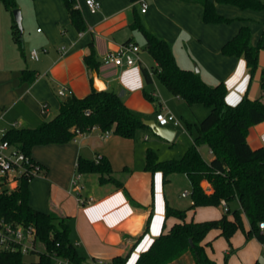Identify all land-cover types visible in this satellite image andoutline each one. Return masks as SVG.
Masks as SVG:
<instances>
[{
    "label": "crops",
    "instance_id": "crops-1",
    "mask_svg": "<svg viewBox=\"0 0 264 264\" xmlns=\"http://www.w3.org/2000/svg\"><path fill=\"white\" fill-rule=\"evenodd\" d=\"M15 1L23 24L22 52L12 38L11 16L0 1V129L17 125L35 127L53 118L63 98L58 95V89L64 86L71 94L83 97L95 89L94 73L95 79L103 83L101 90L116 92L128 108L144 115L143 119L154 120L155 112L186 104L182 98L169 95L163 84L159 87L154 74L150 76L152 84H145L142 69H151L156 62L147 51L141 50L137 40L138 34H142L130 26L134 20L169 43L180 67L191 70L196 67L201 79L209 85L224 82L226 103L234 105L244 95L264 102V90L260 88L264 48L259 49L257 69L252 76L243 57L221 53V46L242 26L249 27L253 45L264 46V8H240L215 2V11L230 20L206 23L202 21V5L194 1L144 0L147 7L141 12V0H97L100 8L92 13L85 0H74L85 23V30L78 31L69 18L64 0ZM259 1L264 3V0ZM125 42L139 46V60L131 66L105 63L106 54ZM91 45L100 62L98 69L93 70H89L83 60ZM32 49L38 50L37 59L30 57ZM23 69L35 71L32 82L19 79ZM144 89L149 90L154 100L145 98ZM193 106L187 105L190 109ZM176 127L171 123L167 125L171 129V141L158 137L149 127L139 129L133 138L93 127L69 142L33 146L31 157L42 165V171L29 181V205L39 211H55L68 217L69 239L86 264L103 263L127 253L126 264H134L139 253L146 250L160 232L178 222L173 217L165 218V205L176 207L177 200L168 198L160 172L145 170V155L150 147L143 143L148 141L149 133L161 142L170 143L177 134ZM246 139L253 149L264 146V121L250 126ZM207 153L208 157L201 155L209 161L212 154L208 147ZM78 156L107 158L113 177L123 184L136 205L129 202L122 188L116 189L112 183L99 184L96 174H81L77 195L70 183L76 175ZM177 174H182L187 182L188 177L178 172L172 173L169 180L170 177L177 180ZM183 193L186 195L182 196ZM188 195V190L181 192L183 198ZM89 198H92L90 203H81ZM224 212L221 205L199 206L188 210L185 220L217 219ZM150 213L147 231L143 232ZM241 216L248 229L247 219L244 214ZM201 243L209 244L205 251L216 264H224L226 253V264H254L260 255L264 256V245L255 238L246 240L240 230L235 231L229 243L219 235V230H211ZM44 249L42 245V251Z\"/></svg>",
    "mask_w": 264,
    "mask_h": 264
},
{
    "label": "trees",
    "instance_id": "trees-1",
    "mask_svg": "<svg viewBox=\"0 0 264 264\" xmlns=\"http://www.w3.org/2000/svg\"><path fill=\"white\" fill-rule=\"evenodd\" d=\"M0 1L11 14L17 8L15 0ZM186 1L202 5V21L206 23L230 20L215 11V2L234 4L240 8H264V3L259 0ZM64 5L73 26L78 31L85 30L83 17L75 7V1L64 0ZM11 21L12 38L22 52L20 31L14 15L11 16ZM130 26L140 31L145 41L144 49L156 62L151 68L155 78L173 95L182 98L188 106L200 103L209 108L208 113L197 121V135L182 156L163 160L154 150L149 148L146 151L145 170L150 173L160 172L164 183L172 173H184L188 177L191 203L186 208L165 205V218L173 217L178 222L172 224L168 230L160 232L149 247L139 253L134 264H171L188 251L195 264H216L205 251V246L209 244L201 243L211 230H219V235L228 243L235 231L240 230L246 240L255 238L264 245V230L259 229V222L264 221V146L253 149L246 139L248 128L264 121V102L244 95L234 105L226 103L227 90L224 82L207 84L198 72L177 64L165 39L147 30L138 20H134ZM260 48L264 46L252 44L249 27L242 26L221 46V53L243 57L247 71L252 76L257 69ZM83 60L89 70L98 69L100 62L92 45ZM142 73L145 84H152L146 68L142 69ZM19 79L30 83L35 79V71L23 69ZM260 88L264 90V74L260 78ZM143 94L148 100H154L149 90L144 89ZM143 117L141 113L128 108L116 92L93 89L83 97L67 94L61 99L53 118L35 127L8 128L2 139L31 155V149L35 145L69 142L76 138L77 132L84 133L93 127L124 138H133L139 129L146 128L142 122ZM201 145L207 146L211 151L212 158L209 161L201 155ZM112 172L105 157L77 158L76 173L96 174L99 184L112 183L116 189L122 188L129 202L136 205L127 189L113 177ZM31 179L22 178L11 191H0V217L15 224L34 226L36 239L45 250L22 254L20 251L0 249V264H54L53 254L67 259L71 264H86L85 258L69 239L71 227L68 217L55 211H39L29 205L28 185ZM202 181L211 185V191L202 188ZM221 200L227 206L237 201L241 213L234 209L231 212L232 218L229 219L230 208H227L217 219L185 220L188 210L199 206L217 207ZM241 214L248 221V229L244 227ZM150 218L151 213L143 232L147 231ZM34 254L36 259L30 257ZM128 256L129 253L115 255L101 264H126ZM227 257L228 253L224 254V264ZM254 264H264V261L256 260Z\"/></svg>",
    "mask_w": 264,
    "mask_h": 264
},
{
    "label": "built area",
    "instance_id": "built-area-1",
    "mask_svg": "<svg viewBox=\"0 0 264 264\" xmlns=\"http://www.w3.org/2000/svg\"><path fill=\"white\" fill-rule=\"evenodd\" d=\"M85 3L90 12L95 13L100 8V3L97 0H85ZM75 7L77 5L75 4ZM147 4L144 0H141V12L146 11ZM139 46L132 42H125L121 44L118 49L109 51L105 58V63H110L114 66H131L135 64L139 57L137 55ZM30 57L32 59L38 58V50L32 49L30 51ZM150 76H153L152 69H147ZM58 95L65 97L67 94H71L64 86L60 87L57 91ZM45 108V105L42 107ZM154 120L160 126H167L169 123L174 126H181L179 119L170 111H157L154 115ZM6 129H0V191L6 192L16 188L19 181L22 178H33L40 174L42 171V165L35 161L31 155H27L19 149L10 145L2 137ZM106 132L105 134H107ZM77 134H80L77 132ZM81 175L76 173L72 178L70 186L77 193L81 188L79 185V179ZM183 193L182 196H185ZM92 198L87 200H81V203H90ZM221 207L224 211L227 210V205L224 200L220 201ZM259 229L264 230V221L259 222ZM40 242L36 239V231L34 226L25 225L22 223H13L4 220L0 217V249L9 251H20L22 254H28L31 251L40 250ZM45 250V249H44ZM43 250V251H44ZM54 264H71L67 259H63L56 254L52 255ZM101 261H94L92 264H101Z\"/></svg>",
    "mask_w": 264,
    "mask_h": 264
},
{
    "label": "rangeland",
    "instance_id": "rangeland-1",
    "mask_svg": "<svg viewBox=\"0 0 264 264\" xmlns=\"http://www.w3.org/2000/svg\"><path fill=\"white\" fill-rule=\"evenodd\" d=\"M17 9L20 10V8L18 6H17ZM9 15L10 16L13 15V10H12V14L9 12ZM21 27H23L22 23H21ZM22 31L23 30H21V32ZM138 37H139V39L137 41L140 44L141 50L144 52V51H146L144 49V45H145L144 39L139 34H138ZM195 69H196V67H194L193 70L195 71ZM157 83H158L157 85L159 87H160V85H162V84H160L159 81H157ZM98 88L101 89V87H98ZM167 93H169V95H172V93L168 89H167ZM169 111L171 113H173L179 119L181 126H183V128L185 130H183V128L181 126L176 127L177 134L175 136V139L170 143L161 142V141L157 140L156 138H154L153 134H151V133H149L148 141H143V143H145L146 146H148L152 150H154L156 152V154L158 155V157L160 159H163V160L170 159V158H179L180 156L183 155V153L185 152L187 147L193 143V140H194L195 136L197 135V128H196L197 121L201 120L208 113L209 108L204 106L203 104L196 103V104H194V106L191 109L188 108L186 104H184L181 106H175L174 108L169 109ZM200 151H201L203 156L208 157L207 156L208 155L207 146H205V145L201 146ZM94 176L96 178V175H94ZM175 177H178V179L176 180V179L170 177V180L168 182H165L166 193L168 194V198H173V199L177 200L178 205L176 207L184 208V207L189 205L190 200H191V198H190V184H189L188 180L186 182V180L182 174H177V176H175ZM173 180H175V181H173ZM95 184L97 185V182ZM185 186L187 187V189L183 188ZM210 186L211 185L207 181H205L204 184L202 185V188L207 190V191H210L209 190ZM183 189L189 191V195L185 198L181 197V192L184 191ZM229 208H230L229 214H231V212L234 209H238L241 213L240 206H239L237 201L231 202L229 204ZM39 246L41 247V248L39 247L40 250H42V243H40ZM30 257L32 259H36L37 256L34 254V255H31ZM258 260L260 262L264 261V256L260 255L258 257ZM193 263H194L193 256L189 251L185 252V254L179 260H177L175 262V264H193Z\"/></svg>",
    "mask_w": 264,
    "mask_h": 264
},
{
    "label": "water",
    "instance_id": "water-1",
    "mask_svg": "<svg viewBox=\"0 0 264 264\" xmlns=\"http://www.w3.org/2000/svg\"><path fill=\"white\" fill-rule=\"evenodd\" d=\"M13 15H14V20H15V22H16V25H17V27H18V29H19V31H20V35H21V30H22V27H21V13H20V10L19 9H14L13 10ZM195 71L197 72L198 70H197V68L195 69ZM95 73L93 74V80H94V82H96L95 80ZM98 87H100L99 85H97L96 83H95V89L96 90H101V89H99ZM142 122H143V124L146 126V127H149L151 130H152V132L155 134V135H157L158 137H161V138H163V139H165V140H167V141H171V137L169 136V131L171 130V129H169V128H167V126H160V125H158L157 123H156V121L155 120H153V119H142ZM204 184V182H201V185H203ZM190 244H192L191 243V240H190Z\"/></svg>",
    "mask_w": 264,
    "mask_h": 264
},
{
    "label": "bare ground",
    "instance_id": "bare-ground-1",
    "mask_svg": "<svg viewBox=\"0 0 264 264\" xmlns=\"http://www.w3.org/2000/svg\"><path fill=\"white\" fill-rule=\"evenodd\" d=\"M96 83H97V85L103 87V83L100 80L96 79Z\"/></svg>",
    "mask_w": 264,
    "mask_h": 264
}]
</instances>
